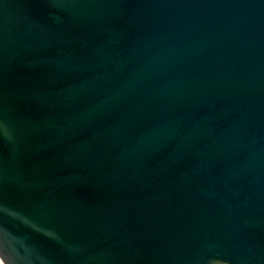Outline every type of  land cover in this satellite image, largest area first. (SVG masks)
<instances>
[{"label":"water","instance_id":"obj_1","mask_svg":"<svg viewBox=\"0 0 264 264\" xmlns=\"http://www.w3.org/2000/svg\"><path fill=\"white\" fill-rule=\"evenodd\" d=\"M1 264H264V0H0Z\"/></svg>","mask_w":264,"mask_h":264},{"label":"rangeland","instance_id":"obj_2","mask_svg":"<svg viewBox=\"0 0 264 264\" xmlns=\"http://www.w3.org/2000/svg\"><path fill=\"white\" fill-rule=\"evenodd\" d=\"M1 264V263H0Z\"/></svg>","mask_w":264,"mask_h":264}]
</instances>
